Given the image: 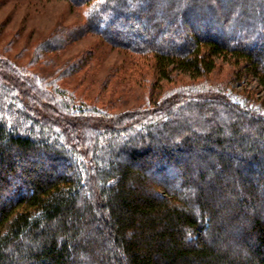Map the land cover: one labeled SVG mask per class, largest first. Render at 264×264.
Listing matches in <instances>:
<instances>
[{
    "label": "trees",
    "instance_id": "16d2710c",
    "mask_svg": "<svg viewBox=\"0 0 264 264\" xmlns=\"http://www.w3.org/2000/svg\"><path fill=\"white\" fill-rule=\"evenodd\" d=\"M68 1L160 80L223 61L263 95L187 84L112 114L0 53V264H264V0Z\"/></svg>",
    "mask_w": 264,
    "mask_h": 264
},
{
    "label": "rangeland",
    "instance_id": "374dc122",
    "mask_svg": "<svg viewBox=\"0 0 264 264\" xmlns=\"http://www.w3.org/2000/svg\"><path fill=\"white\" fill-rule=\"evenodd\" d=\"M86 11V6L68 0H0V53L45 83L66 88L77 104L102 107L112 114L148 106L187 84L260 92L248 78L238 85L234 68L223 61L200 79L182 73L172 81L160 80L150 58L114 48L98 34H82L79 27ZM233 98L243 99L235 94Z\"/></svg>",
    "mask_w": 264,
    "mask_h": 264
}]
</instances>
